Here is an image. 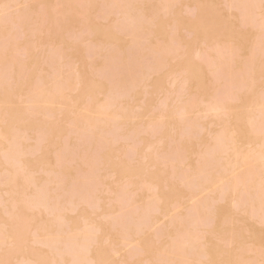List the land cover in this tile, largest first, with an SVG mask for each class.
<instances>
[{
    "label": "rangeland",
    "instance_id": "1",
    "mask_svg": "<svg viewBox=\"0 0 264 264\" xmlns=\"http://www.w3.org/2000/svg\"><path fill=\"white\" fill-rule=\"evenodd\" d=\"M259 139L264 0H0V264H264Z\"/></svg>",
    "mask_w": 264,
    "mask_h": 264
},
{
    "label": "bare ground",
    "instance_id": "2",
    "mask_svg": "<svg viewBox=\"0 0 264 264\" xmlns=\"http://www.w3.org/2000/svg\"><path fill=\"white\" fill-rule=\"evenodd\" d=\"M37 88H38V87H37ZM34 89H35V88H34ZM32 90H33V89H32ZM32 90H31V91H32ZM39 90H41V89H38V91H39ZM36 92H37V89H36L35 93H32V92H31V94H34V96H37V97H38V94H39V93H38L37 95H35ZM53 92H54V91H53ZM34 96H32V97H34ZM25 97H26V96H25ZM29 97H31V96H29ZM35 98H36V97H35ZM35 98H34V99H31V100H35ZM27 99H30V98H27ZM30 103H31V102H30ZM36 103H37V102H36ZM223 129H224L223 127H222L221 129H219V131H220V130L222 131V132H221L222 134H223V132H224ZM219 131H217V132H219ZM217 132H216V133H217ZM221 133H217L218 135H220V139H221V137H223V135H222ZM245 136H246V135H245ZM226 137H227V136H226ZM223 139H224V138H223ZM226 139H227V138H226ZM15 140H16V139L10 140V142H11V141L14 142ZM221 140H222V139H221ZM16 141H17V140H16ZM225 141H226V140H225ZM263 141H264V140H263ZM10 142H9V145H10ZM13 142H11L12 144H11V147H10V148H12V145H13V147H15V148H17V150H19V148H18V146H19V141L16 143V144H18V145H16L15 142H14V143H13ZM252 142H255V141L253 140ZM221 143L224 144V145L226 144V142L223 143L222 141H221ZM14 145H16L17 147L14 146ZM254 145H255L254 148H257V151H256V152H259V150H260L261 148H262V150H263L261 153H256V154L259 155V157L262 155L260 158L258 157V159H259V161H262V162H260V163H263V164H262V167H263V165H264V155H263V154H264V146H263V145H264V143L261 141V139H259V146L261 147V148H259V150H258V147H259L258 144H254ZM227 146H228V145H227ZM227 146H226V148H227ZM6 147H7V146H6ZM6 147H5V148H6ZM226 148H225V149H226ZM23 149H24V148H23ZM9 150H10V149H9ZM9 150H8V151H9ZM8 151H7V149H6V151H5V152H7V153H5V154H6L5 156L7 157V158H5V160H6V159H7V160H10V158H13V156H14V158H16L15 156H16V155L19 156L18 154H20L19 152H16V149H15V150L12 149V150H10V151L13 152L15 155H12V154H13V153H12V154H11L12 156L10 155V157H9L8 153H11V152H8ZM232 151H234L233 154H235V155H234V159H236L237 157H239V156L241 155L240 152L237 151V150H232ZM232 151L230 152L231 154H232ZM20 152H23V151L20 150ZM236 152H237V153H236ZM16 153H17V154H16ZM233 154H232V155H233ZM236 154H237V155H236ZM238 154H239V155H238ZM232 155H231V158L233 157ZM5 156H4V157H5ZM14 158H13L12 160H10V164H11V162H12L13 160H15ZM227 158H228V157H227ZM260 159H261V160H260ZM3 160H4V159H3ZM18 160H19V158L17 157V160H16V161H13V162H15V163H14V165H12V166H15L16 164L18 165V163H16ZM2 162H3V161H2ZM7 162H8V161H7ZM4 163H6V162L4 161L3 164H4ZM10 164H8V165H10ZM5 165L7 166V164H5ZM17 168H18V167H16V169H17ZM22 168H23V167H22ZM20 170H21V169H19V172H20ZM3 171H5V170H3ZM13 171H14V170H13ZM13 171H12V172H13ZM15 171H18V169L15 170ZM15 171H14V172H15ZM1 172H2V171H1ZM7 172H8V171H7ZM12 172H11V174H12ZM22 172H23V170L21 171V173H22ZM16 173L18 174V172H16ZM14 174H15V173H13V175H14ZM13 175H11V176L14 178ZM22 179H23V177H22ZM11 183H12V181H11ZM28 183L30 184V182H28ZM9 184H10V183H9ZM32 184H33V183H32ZM42 184H43V183H42ZM30 185H31V184H30ZM40 185H41V184H40ZM42 186H43V185H42ZM42 186H41V187H42ZM41 187H39L40 190H42ZM13 188H15V187H13ZM34 188H36V187L34 186ZM37 188H38V186H37ZM45 189H46V185L44 186V190H45ZM40 190L38 189L37 193L40 192ZM44 190H43V191H44ZM41 192H42V191H41ZM41 192H40V194L38 193V195H40V198H41L42 195L44 194V193L42 194ZM34 194H36V193L34 192ZM41 194H42V195H41ZM31 196H32V195H31ZM33 196L35 197L34 199H36L37 194H36V196H35V195H33ZM44 197H45V196H44ZM145 197H146V196H145ZM32 198H33V197H32ZM148 198H151V195H149ZM8 199H9V198H8ZM144 199H145V198H144ZM153 199L155 200V198H153ZM32 200H33V199H32ZM36 200H37V199H36ZM36 200H34V202H35ZM5 201H6V200H5ZM144 201H145V200H144ZM144 201H143V203H145V205L147 206L146 202H144ZM152 201H153V200H152ZM6 202H7V201H6ZM10 202H11V201H10ZM38 202H40V201H39V198H38ZM38 202H37V205H38ZM41 202H42V200H41ZM7 203H8V202H7ZM148 203H150V205H152L153 202H148ZM32 204H33V203H32ZM39 204H40V203H39ZM8 205H10V204L8 203ZM54 205H56V203H54ZM12 206H13V205H12ZM33 206H35V205H33ZM38 206H39V205H38ZM43 206H45V204H44ZM43 206H42V207H43ZM46 206H47V205H46ZM146 206H145V207H146ZM148 206H149V204H148ZM39 207H41V206H39ZM49 207H51V206H49ZM149 207H150V206H149ZM30 208H31V207H30ZM58 208H60V206H59ZM150 208H151V207H150ZM10 209H11V207H10ZM13 209H14V207H13ZM13 209H11V210H13ZM32 209H33V208H32ZM32 209H31V210H32ZM43 209H44V211H45V207H44ZM47 209H48V208H47ZM52 209H54V208H52ZM145 209H148V208L146 207ZM25 210H26V209H25ZM54 210H55V209H54ZM54 210H53V211H54ZM56 210H57V209H56ZM61 210H62V208H60V212H61ZM105 210H106V209H105ZM26 211H27V210H26ZM28 211H29V210H28ZM47 211H49V209H48ZM57 211L59 212V209H58ZM55 212H56V211H55ZM37 213H38V212H37ZM49 213H50L49 215H51L52 211L49 212ZM68 213H69V212H68ZM14 215H15V214H14ZM14 215L12 214L11 217L14 216ZM90 215H91V214H90ZM103 215H104V214H103ZM57 216H58V215H57ZM105 216H106V215H104V217H105ZM15 217H16V216H15ZM100 217H101V216H100ZM16 218H17V217H16ZM88 219H89V218H88ZM137 219H138L137 217H135V218L133 219V221L135 220L136 224H137V223H140V221H141V220H140V217H139V222H138ZM8 220H9V219H8ZM82 220H83V224H84V222H85L87 219H86V220L82 219ZM82 220L80 221V222H81V225H82L81 228H83L84 231H85V233H86V230H87L86 227L90 226V228L88 227V232H89L90 230H91V232H92V229L95 230V231L93 232V236H94V234L97 232L96 227L92 228V224H93V223H92V224H89V223H88L89 225H85L86 227H84L83 224H82ZM102 220H104V219H102ZM169 221H170V220H169ZM169 221H168V222H169ZM135 222H132V223H135ZM170 222H171V221H170ZM173 222H174V221H173ZM176 223H178V222H176ZM57 224H58V223H57ZM57 224H55V225H56L55 228H56L57 226L60 227V226H59L60 224H58V225H57ZM41 225H42V224H41ZM112 225H113V224H112ZM133 225H135V224H133ZM166 225H169V223L166 224ZM52 226H53V225H52ZM62 226H64V225H62ZM128 226H129V225H127V227H128ZM135 226H136V225H135ZM65 227H66V226H65ZM109 227H110V226H109ZM137 227H138V226H137ZM168 227H169V226H168ZM46 228H47V230H49L50 227H49V228L46 227ZM66 228H67V227H66ZM66 228H65V230H66ZM81 228L79 227V229H78V230L76 229V231H77V232H80V231H81V230H80ZM91 228H92V229H91ZM132 228H133V226H132ZM134 228H135V227H134ZM134 228H133V229H134ZM176 228H177V227H176ZM0 229H1V228H0ZM23 229H24V227H23ZM74 229H75V228H73L72 230H74ZM89 229H90V230H89ZM1 230H3V229H1ZM39 230H40V229H39ZM79 230H80V231H79ZM33 231H34V233H35V231H37V230L35 229V230H33ZM120 231H121V230H120ZM134 231H135V229H134ZM30 232H31V231H30ZM40 232H43V233H44V232H46V231H44V230L42 231V230H41ZM73 232H74V231H73ZM172 232H174V231H172ZM53 233H55V232L53 231ZM68 233H69V232H68ZM71 233H72V232H70L69 234H71ZM82 233H83V235H82ZM85 233H84V232H81L82 239H80V240L83 241V242H86V243L89 242V244H91V240L93 239V236H92V238H90L89 236H87L88 233H86V236H85V237H88V238H85V237H83ZM136 233H137V232H133V235H136ZM175 233H180V232H176V230H175ZM1 234H2V233H1ZM31 234L33 235L32 232H31ZM31 234H30V236L32 237ZM46 234L48 235V233H46ZM62 234H63V232H62ZM66 234H67V233H66ZM72 234H74V233H72ZM72 234H71V235H72ZM75 234H76V232H75ZM88 235H90V234H88ZM91 235H92V234H91ZM33 236H35V235H33ZM51 236H52V235H51ZM51 236H50V237H51ZM54 236H56V233H55ZM72 236H73V235H72ZM0 237H1V236H0ZM31 237H30V238H31ZM64 237H65V238H64ZM64 237H63V238H64L63 240H66V237H67V236H64ZM74 237H76V235H74ZM74 237H73V238H74ZM80 237H81V236H80ZM46 238H47V236H46ZM55 238H57V237H55ZM2 239H3V237H2ZM2 239H0V240L2 241ZM8 239H9V238H8ZM32 239H33V238H32ZM32 239H31V240H32ZM44 239H45V238H43V241H44ZM69 239H70V238H69ZM85 239H87V241H85ZM88 239H89L90 241H89ZM35 240H36V239H35ZM35 240H34L33 242H36V241L39 242V241H40L39 239H37L36 241H35ZM47 240H49V239H47ZM47 240H46V241H47ZM80 240H79V241H80ZM104 240H105V239H104ZM106 240H107V239H106ZM46 241H45L44 243H46ZM51 241H52V240H51ZM54 241H55V240H53V242H54ZM71 241H72V238H71ZM71 241H69V243H70ZM94 241H95V240L93 239V242H94ZM38 242H37V243H38ZM53 242H52V243H53ZM56 242L58 243L57 240H56ZM66 242H67V241H66ZM66 242H64L65 244L63 243V246L67 244ZM73 242L76 243V244H74V243L72 244V242H71L70 245H72V247H73L74 245L77 246V249H79V248L81 247V250H82L83 252L86 251V248H89V247L91 246V245H89V244L87 243L86 246L89 245V247H86V248L84 247V250H83L82 247H83L85 244H83V245H81L82 243L79 244V248H78L77 242H75V241H73ZM93 242H92V243H93ZM37 243H36V244H37ZM44 243H43V244H44ZM47 243H48V242H47ZM52 243H50L49 246L45 244V247H47V248L49 249V251H50L51 249H52V250L55 249V246H53L54 243H53V244H52ZM38 244H40V242H39ZM41 246H42V245H41ZM63 246H62V247H63ZM110 246H111V244H110ZM64 247H65V246H64ZM64 247H63L62 249H64ZM69 247H70V246H69ZM50 248H51V249H50ZM65 248H66V247H65ZM74 248H75V247L72 248L73 251H74ZM48 249H47V250H48ZM62 249L59 250V253H58V250H57V249L53 250L52 252L55 251V252L57 253V256H58V254H61V251H63ZM77 249H76V250H77ZM56 250H57V251H56ZM66 250H67V249H65V251H66ZM70 250H71V248H70ZM65 251H64V252H65ZM67 251H68V250H67ZM73 251L66 252V253H68L67 256L69 257V261H68L67 263L71 262V264H73V263L75 262V264H76V262L78 263V260H80V259H78L77 255L75 254L76 251H74L75 253H71V252H73ZM82 251H80V252H79V250L77 251V254L79 253L80 255L83 256V257L80 256V258H81L80 261H83V262H85L86 260L89 261V258L86 259V260H84V256L87 255V251H88V249H87L86 252H84V253H86L85 255H83L84 253L81 254ZM55 252H54V253H55ZM54 253H53V255L56 256V254H54ZM66 253H63V252H62V254H65V255H66ZM69 253H70V254H69ZM97 253H99V251H98ZM72 254H73V255H72ZM71 255H72V256H71ZM74 255H76L77 260H76V258H75ZM100 255H101V254H100ZM70 256H71V257H70ZM58 257H59V258H58V263H59V262H61V261H60V256H58ZM72 257H73V258H72ZM19 259H20V258H19ZM36 259H37V257H36ZM38 259H40V258H38ZM38 259H37V260H38ZM71 259H72L74 262H72ZM37 260H36V261H37ZM50 260H52V259L50 258ZM70 260H71V261H70ZM21 261H22V259H21ZM88 261H86L84 264H87V263H88V264H91V261H90V262H88ZM19 262H20V261H19ZM24 262H25V261H24ZM50 262H52V261H50ZM22 263H23V262H22ZM26 263H27V262H25V263H23V264H26ZM28 263H29V261H28ZM32 263H33V262H32ZM52 263H53V262H52ZM52 263H51V264H52ZM55 263H56V262H55ZM17 264H18V263H17ZM19 264H21V263H19ZM29 264H30V263H29ZM35 264H36V263H35ZM69 264H70V263H69ZM79 264H80V262H79Z\"/></svg>",
    "mask_w": 264,
    "mask_h": 264
}]
</instances>
